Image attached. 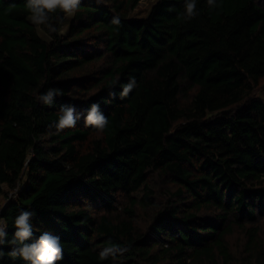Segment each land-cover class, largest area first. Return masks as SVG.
Listing matches in <instances>:
<instances>
[{"label":"trees","instance_id":"trees-1","mask_svg":"<svg viewBox=\"0 0 264 264\" xmlns=\"http://www.w3.org/2000/svg\"><path fill=\"white\" fill-rule=\"evenodd\" d=\"M25 2L0 0L6 239L24 209L34 237L59 236L57 264H264V0H197L190 21L184 0H155L142 18L129 17L139 0H81L66 34L67 13L55 33L38 25L48 40ZM50 88L62 94L40 103ZM93 103L103 132L84 123ZM66 106L80 119L56 132ZM109 241L126 250L101 261ZM3 247L0 264H26Z\"/></svg>","mask_w":264,"mask_h":264},{"label":"clouds","instance_id":"clouds-1","mask_svg":"<svg viewBox=\"0 0 264 264\" xmlns=\"http://www.w3.org/2000/svg\"><path fill=\"white\" fill-rule=\"evenodd\" d=\"M206 2L210 8L216 6L215 0H206ZM80 3L81 0H26L25 7L29 12L28 19L31 23L43 25L48 32L55 33L57 32L54 23L56 14L60 12L74 15L79 9ZM198 15L197 0H184L181 18L185 21H190ZM110 22L117 27L122 23L119 15L115 14L112 16ZM118 83L119 78L113 81L111 86L115 87ZM135 87V78H129L127 83L123 84L119 96L126 98ZM61 94V90L50 88L45 93L39 94L37 99L42 104L51 105L54 102L53 97ZM80 115L71 106L63 107L59 110L53 127L56 129V132L65 128H74L77 120L80 119ZM83 120L86 126H91L98 132H103L109 125L108 118L100 111L99 105L95 103L86 110ZM15 198L16 193L9 194V199ZM4 203H7V200ZM2 208L3 204H0V209ZM33 215L32 211L20 210L12 220V227L15 230L11 234V238L7 239L6 237L9 236V233L6 231L8 223L6 220L0 219V259L5 255L3 246L6 245L10 246V250L7 252L10 258L15 259L19 257L26 264H57L58 261L63 259V245L59 236L49 230H42L34 237L33 224L31 223ZM125 250L109 241L107 246L100 249L99 259L103 261L108 259L109 256L115 257Z\"/></svg>","mask_w":264,"mask_h":264},{"label":"rangeland","instance_id":"rangeland-1","mask_svg":"<svg viewBox=\"0 0 264 264\" xmlns=\"http://www.w3.org/2000/svg\"><path fill=\"white\" fill-rule=\"evenodd\" d=\"M154 3L155 0H139L136 7L129 13V17H137V18L146 17L151 7L154 5ZM71 19H72V15L67 14L65 16L60 27L61 34L67 33ZM35 26L37 28V32L39 33V35L43 39L48 40V36L39 28V26L38 25ZM254 95L255 97L260 98L264 102V76L259 80V85L256 88ZM4 190H8V188L4 186ZM9 192H13V191L11 190ZM4 199H5L4 196H0V204H4ZM227 241L233 254H239L243 245V233L238 228H235L233 233L227 236Z\"/></svg>","mask_w":264,"mask_h":264},{"label":"built area","instance_id":"built-area-1","mask_svg":"<svg viewBox=\"0 0 264 264\" xmlns=\"http://www.w3.org/2000/svg\"><path fill=\"white\" fill-rule=\"evenodd\" d=\"M8 199H9V197L5 198L4 201H5V200H8ZM4 204H5V203H4ZM4 204H3V206H4ZM1 210H2V209H0V219H2V218H1ZM2 220H3V219H2Z\"/></svg>","mask_w":264,"mask_h":264}]
</instances>
